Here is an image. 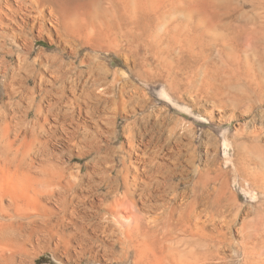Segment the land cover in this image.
I'll return each mask as SVG.
<instances>
[{"label":"bare ground","instance_id":"bare-ground-1","mask_svg":"<svg viewBox=\"0 0 264 264\" xmlns=\"http://www.w3.org/2000/svg\"><path fill=\"white\" fill-rule=\"evenodd\" d=\"M249 3L262 11L251 23L260 18L264 28V0ZM137 5L0 0V264H35L45 253L56 264H264V220L243 219L224 183L215 186L213 168L195 171L193 154L180 160L191 125L182 127L161 108L147 110L151 99L138 83L163 82L162 96L176 99L181 111L187 109L177 104L191 96L208 120L215 112L226 117L222 102L202 104L193 95L209 83L169 60L189 44L184 28L174 24L165 36L161 17L139 16ZM210 8L202 0L187 17L211 26ZM167 38L172 45L166 47ZM38 41L47 47L36 49ZM109 53L123 59L128 73L112 68ZM226 56L223 75L235 72L232 60L250 64L237 81L229 79L243 86L237 100L249 104L251 93H264V74L243 56ZM261 138L264 122L222 139L224 153L232 152L230 166L243 172L239 185L254 181L251 192L264 186ZM74 160L86 162L75 166ZM190 169L195 173L188 178Z\"/></svg>","mask_w":264,"mask_h":264},{"label":"rangeland","instance_id":"rangeland-1","mask_svg":"<svg viewBox=\"0 0 264 264\" xmlns=\"http://www.w3.org/2000/svg\"><path fill=\"white\" fill-rule=\"evenodd\" d=\"M207 1L210 2L213 7L210 8L211 10L209 12L212 23L211 26H207L204 22L195 20L196 16L187 17V12H189L192 7H196L198 4H200L202 0H138L139 5H137L136 8L138 10L139 16H160L161 22H165V27L162 28L165 36L166 30H168L174 24L177 27L181 26L182 28H184L183 32L186 33L187 37L185 38L182 36V39H186L185 41L189 40L187 42L189 44H187L185 49H183V53L181 54V56H173V54L177 51L175 48V50L172 51V53H174L172 55H169V60L172 59V65H174L176 69L180 67L182 68H180L181 73L184 72V69L187 73H192L195 71L200 74L198 82L203 84V80H206L209 83L208 85H210V87L205 85L207 88H204L205 86L201 87V85L199 84V88L201 87L199 89L200 91L198 90L194 92L193 95H199L200 98L198 99L202 104H204V102L205 104L206 102H208V105L212 102H216L217 104L222 102L221 106H224L226 110L225 120H220L217 112H215L216 116L214 115L215 118L213 120H208V116H206L203 110L201 111L199 107L201 106V104L198 106H194L193 104H191V101L193 102V97L191 96H187L190 99L184 97L182 101L177 104L178 106L180 105L181 107L187 109L186 111H181L180 108L176 107L175 105L176 99L172 100V97L169 95L168 96L170 97V99L162 96L161 90L163 87H165V84L163 82H155L154 84H144L142 82H139L138 84L145 87L148 96L151 99L150 105L147 106V110H155L157 108H161L163 111L165 110L166 112H168V114H170L173 119L180 121L182 127L191 125L194 134H191L188 138H184L182 140V155L185 156L180 160L183 162L189 154H193L195 156V171L197 169L203 173H208L207 168H213L211 169L213 171L215 170V172L212 173L213 176H218L219 174L218 181H220L217 182V185L215 186L220 187L222 182L224 183L223 186L225 187V190L228 188L226 192H224L225 194H227L226 196L234 197V199H236L235 201H237V204L239 206L242 205V211H245L242 212L243 219L250 221L253 217H258L261 219V221H263L264 193L262 191H264V186L260 185L258 189L256 188L259 191L253 190L254 192H251L248 187L252 183V187L253 189H255L256 186H254V181L249 180L248 182H245L246 185L245 183H243L245 186H240L242 184L239 183V181H241L242 179L243 172H235L234 169L230 166L228 159L232 158V152L228 148L229 151L227 153H224L225 148L222 144V139L226 137L229 141H232V139H234V135L236 136L238 131H244L247 129L250 130L253 127H261V124H263L264 122V93L261 95L257 92L258 94L256 93V96L255 93H251L249 104H244L247 101L245 100V98L243 102L241 100H237L238 97H241V92L239 90H242L243 86H241V84L239 83L238 85L241 86L240 89L238 85H234L233 83H231V80L232 82L237 81L236 76L240 77L241 73L244 71L243 67L250 66V64L240 65L237 61L232 60V65L235 69V72L233 71V74L228 73L227 75H223L222 71L220 72V68H223V65H226V63L224 62L228 59L226 55H228V53H235L240 57L243 56L247 58L251 63V67H253L258 74H264V43L262 42L264 38V28L259 27L262 23V19L259 18L256 25L251 23L252 19H254V17L258 15V12L262 11H259L258 9L253 10L249 3V1L251 0ZM260 15L262 16L263 14L260 13ZM153 22H151V24ZM169 30L173 29L170 28ZM155 35L162 36V32L158 31L157 33H155ZM229 36L231 37V39ZM140 37H142V35H140ZM226 37L229 39L226 40ZM170 40L171 39L167 38L165 41H163L166 47L172 45V42ZM167 43L169 44L167 45ZM165 45H162L163 48H165ZM228 46L230 49L227 48ZM247 46H249L250 49L247 51V53L246 51L243 53ZM39 47H47L46 42L38 41L35 48L38 49ZM163 51L166 54V48ZM104 56L105 59L111 63L113 69L119 70V73L124 75L125 73H128L126 68L123 67V59L121 57H118L115 54L111 53ZM250 56L252 59L254 57L255 58L252 60ZM230 60L231 59H229V61ZM252 63H254L255 65ZM225 79H227L228 81ZM229 79L231 80L229 81ZM197 97H194L196 98L194 100H198ZM219 111L223 113V109L221 107L219 108ZM124 118L120 117L118 121L120 124V135L122 136V142H124L125 140L123 132L121 130L124 124H126L124 122ZM128 121L131 122L132 118H129ZM236 140L244 147L245 144L246 146L251 144L250 141L246 138L236 137ZM258 141L260 145L264 144V138H261V141ZM116 146H118V143L116 144ZM215 146H217L218 148L215 149L216 151L213 150ZM85 162V160L79 162L78 160H74L72 161V164L78 166L84 164ZM182 165L184 164L182 163ZM193 171L194 169H190L191 173H186L188 178L194 176L195 171ZM225 176L227 177V179L225 178ZM177 179L178 181H180V177L177 176ZM213 183L214 181L211 183V186H214ZM188 185L189 183L180 184V188ZM245 187H247L248 189L246 188V190ZM229 193L230 195H228ZM247 210L248 212H251L248 213ZM261 225V228H263L264 221L261 223ZM61 262L62 264H69L65 260H62ZM35 264H56V262L48 253H45L35 261ZM81 264H84V262H82Z\"/></svg>","mask_w":264,"mask_h":264}]
</instances>
